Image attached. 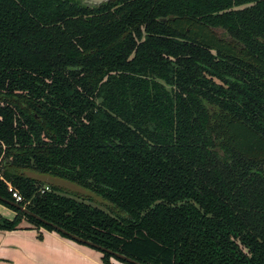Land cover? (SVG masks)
Instances as JSON below:
<instances>
[{
	"label": "trees",
	"instance_id": "obj_1",
	"mask_svg": "<svg viewBox=\"0 0 264 264\" xmlns=\"http://www.w3.org/2000/svg\"><path fill=\"white\" fill-rule=\"evenodd\" d=\"M0 202L105 264H264V0H0Z\"/></svg>",
	"mask_w": 264,
	"mask_h": 264
},
{
	"label": "crops",
	"instance_id": "obj_2",
	"mask_svg": "<svg viewBox=\"0 0 264 264\" xmlns=\"http://www.w3.org/2000/svg\"><path fill=\"white\" fill-rule=\"evenodd\" d=\"M16 215L0 202V216L13 219ZM0 264L105 263L97 249L22 220L16 229L0 230Z\"/></svg>",
	"mask_w": 264,
	"mask_h": 264
},
{
	"label": "water",
	"instance_id": "obj_3",
	"mask_svg": "<svg viewBox=\"0 0 264 264\" xmlns=\"http://www.w3.org/2000/svg\"><path fill=\"white\" fill-rule=\"evenodd\" d=\"M108 1H111V0H84V2L87 3V4H89V5H101L102 3H104V2H108ZM11 203H12L13 205H15V206L21 208L22 210H24L26 213H28V214H30V215H32V216L37 217V218L40 219V217H39L38 215H36L35 213H33V212H31L30 210L26 209L25 207L21 206V205L18 204L17 202H11ZM44 221H46V220H44ZM54 226H55V228H56L58 231H60V232H62V233H64V234L70 236V237L73 238L74 240H77V241H79V242H84V243H86V244L89 245V246L100 247V248H102V249H104V250H107L106 248H104V247H102V246H100V245H98V244H96V243H94V242H92V241L86 240V239H84V238H82V237H80V236H78V235H75V234H73V233H71V232H68L67 230H65L64 228H62V227H60V226H58V225H54ZM115 254H116V256H118V257H120V258H123V259H125V260H127V261H129V262H131V263H133V264H142V263H140V262H138V261H136V260H134V259H132V258L126 256L125 254H121V253H115Z\"/></svg>",
	"mask_w": 264,
	"mask_h": 264
},
{
	"label": "rangeland",
	"instance_id": "obj_4",
	"mask_svg": "<svg viewBox=\"0 0 264 264\" xmlns=\"http://www.w3.org/2000/svg\"><path fill=\"white\" fill-rule=\"evenodd\" d=\"M33 175L38 176V178L41 179L42 181H44V183H46V185L50 186V188L52 187L51 185L54 184L55 186L57 185L60 188H63V189H65V190H67L69 192H72V193H78V194L86 195V196H88V194H92L88 190L83 189L80 186H78V185H76L74 183H71L69 181L63 180V179H59V178H56V177H53V176H50V175H39V174H33ZM46 185H44V187ZM100 253L103 256V253L102 252H100ZM111 261L114 264H126V263H122V262L116 261L115 259H111Z\"/></svg>",
	"mask_w": 264,
	"mask_h": 264
},
{
	"label": "built area",
	"instance_id": "obj_5",
	"mask_svg": "<svg viewBox=\"0 0 264 264\" xmlns=\"http://www.w3.org/2000/svg\"><path fill=\"white\" fill-rule=\"evenodd\" d=\"M50 190L49 186H45L42 191H48ZM9 191L12 193L13 198L15 199L16 202H23L24 201V197L22 196V194L14 189L12 186L9 187Z\"/></svg>",
	"mask_w": 264,
	"mask_h": 264
}]
</instances>
